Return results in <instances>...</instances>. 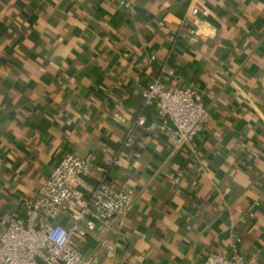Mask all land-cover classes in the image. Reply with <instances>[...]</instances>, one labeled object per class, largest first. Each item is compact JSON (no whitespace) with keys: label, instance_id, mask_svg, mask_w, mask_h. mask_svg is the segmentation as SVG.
<instances>
[{"label":"crops","instance_id":"1","mask_svg":"<svg viewBox=\"0 0 264 264\" xmlns=\"http://www.w3.org/2000/svg\"><path fill=\"white\" fill-rule=\"evenodd\" d=\"M0 0V214L21 211L65 154L134 191L101 264H203L236 249L264 264V0ZM208 10L209 16L202 11ZM209 109L195 142L174 151L158 131L124 149L142 93L165 70ZM67 224V220L59 219ZM97 236L84 248L97 249Z\"/></svg>","mask_w":264,"mask_h":264},{"label":"built area","instance_id":"2","mask_svg":"<svg viewBox=\"0 0 264 264\" xmlns=\"http://www.w3.org/2000/svg\"><path fill=\"white\" fill-rule=\"evenodd\" d=\"M119 5L132 12L130 0ZM198 0H191L183 27L196 35ZM209 16V11H202ZM173 70H165L150 82L142 93L144 105L156 111L158 119L148 122L140 116L130 126L124 149L134 150L144 133L160 132L174 151L191 146L201 134L210 116L203 93L194 88H171L167 85ZM129 156L120 153L103 159L101 166L68 153L63 156L42 184L37 196L26 202L21 211L0 214V264H101V255L115 254L116 248L106 239L108 232L121 227L134 204V191L122 180L111 177L109 169L125 168ZM63 218L67 224L59 221ZM97 236L93 252L84 246ZM203 264H247L236 249L231 257L209 255Z\"/></svg>","mask_w":264,"mask_h":264},{"label":"trees","instance_id":"3","mask_svg":"<svg viewBox=\"0 0 264 264\" xmlns=\"http://www.w3.org/2000/svg\"><path fill=\"white\" fill-rule=\"evenodd\" d=\"M143 99V98H142Z\"/></svg>","mask_w":264,"mask_h":264}]
</instances>
